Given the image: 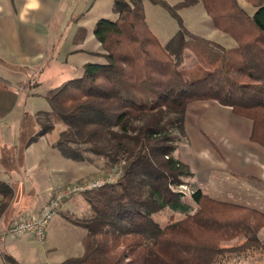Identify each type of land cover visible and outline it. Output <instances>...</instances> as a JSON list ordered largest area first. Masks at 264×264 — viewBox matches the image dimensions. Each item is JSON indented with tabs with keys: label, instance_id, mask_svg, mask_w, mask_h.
<instances>
[{
	"label": "trees",
	"instance_id": "16d2710c",
	"mask_svg": "<svg viewBox=\"0 0 264 264\" xmlns=\"http://www.w3.org/2000/svg\"><path fill=\"white\" fill-rule=\"evenodd\" d=\"M150 1L180 24L167 45L150 29L142 0H115L117 19L101 18L94 28L107 62H88L81 77L47 97L52 114L66 123L56 143L63 154L78 162L85 154L102 158L106 172L117 176L82 194L90 214L71 222L86 230L83 253L60 264H218L229 249L264 251L258 236L264 212L213 199L190 183L192 171L175 156L195 102L216 101L252 120L251 140L264 147V0H245L254 14L239 0ZM199 4L234 47L184 25L179 9ZM17 100L12 82L0 76V119ZM36 120L46 127L39 136L54 130L50 118ZM189 185L192 203L181 190ZM0 196L1 218L13 185L0 180ZM167 209L183 217L162 224L156 215ZM239 238L237 247L223 246Z\"/></svg>",
	"mask_w": 264,
	"mask_h": 264
},
{
	"label": "rangeland",
	"instance_id": "374dc122",
	"mask_svg": "<svg viewBox=\"0 0 264 264\" xmlns=\"http://www.w3.org/2000/svg\"><path fill=\"white\" fill-rule=\"evenodd\" d=\"M114 1L99 0L101 8H89L90 10L87 11L85 10L88 8H62L63 12L68 11L69 18L66 22V25H68L66 34L63 35V40L58 41L57 47L60 50L53 60L45 59L42 61L40 72L34 74L36 76L33 75L25 81L24 78L18 80L17 77L10 75L8 70L0 71L3 77L10 79L13 88L18 92V100L13 111L5 118L0 119V170L2 172L0 180L2 178L6 183L16 186L21 184L27 193L39 191L37 204L46 198V189L49 185L64 182L71 172L77 175L76 178L73 182L62 187L89 183L109 176L117 179L115 173L106 172V162L102 158L85 154L84 161L78 162L66 157L62 149L56 146L59 134L66 128V123L52 114L47 99L48 95L62 87L65 82L83 75V71L77 66L85 57L77 52L72 53V51L80 48L81 36H88L99 19H117L118 12ZM142 1L146 21L150 29L162 45H167L179 31V22L163 6L154 4L150 0ZM179 1L168 0L170 5H176ZM0 8H2L1 0ZM178 13L182 17L184 25L190 31L225 48H232L236 45L229 35L214 28L212 20L202 4L196 7L179 9ZM85 16H87L86 27H82L79 22ZM62 32H64L63 29L60 30V33ZM98 42L95 37L93 41L86 42V47L94 51ZM103 53L104 49L100 45L97 52L90 53L89 57L93 62L106 63L107 60L102 57ZM5 63L7 62L4 61ZM54 63H59V66L65 69H51V65ZM21 81H24V83L21 84ZM195 103L188 106L185 121L186 135L181 137L175 153V156L188 163L191 166L190 168L200 169V165L203 164L199 165L198 162L207 163L209 166L219 165V161L225 159L223 157L224 151H222V146L219 143L220 134L215 131L216 128L218 129L215 123L217 124L222 119L224 123L227 121L228 125L224 124V126L231 129L230 131L234 136L235 133L239 132V127L245 125L244 123L242 126L234 125V120H239V122L243 119L246 120L249 123L247 125L250 126V141L264 149L260 144L251 140L252 120L234 114L231 108L228 109L227 114H215L219 112L215 111L214 107L205 108L202 105L197 106ZM39 114L44 118H50V122L54 124V130L43 136H39V133L45 130L46 127L37 122L36 115ZM31 138L36 140L27 147V142ZM209 154L213 156H209ZM213 157L217 160L215 161ZM213 167L216 169V166ZM59 170L62 172H59ZM94 174L98 177H95ZM237 177L247 180V176L237 175ZM192 182L194 181L190 179L191 184H193ZM56 190L52 191L51 196ZM181 190L187 195L186 200L192 203L190 200V185ZM83 193L74 194L62 202L60 210L47 226L45 239L47 243L37 242L30 234L15 238L8 237L5 243L0 244V258L2 254H7L14 257L15 264H60L69 257L80 256L82 251L78 249L76 242L80 243L82 241L86 230L76 226L71 221L76 220L75 217L81 218L90 214V207L82 195ZM171 217L174 220H179L183 217V214L167 209L156 215V219L162 224L168 223ZM50 228L52 232L49 237L47 234ZM2 229H4V224L0 225V231ZM70 238L71 243L68 241ZM243 240V238H239L223 243V246L225 248L237 247ZM260 240L262 239L260 238ZM218 264H264V251L250 250L246 253H237L229 249L224 255V259Z\"/></svg>",
	"mask_w": 264,
	"mask_h": 264
},
{
	"label": "crops",
	"instance_id": "0c3cea01",
	"mask_svg": "<svg viewBox=\"0 0 264 264\" xmlns=\"http://www.w3.org/2000/svg\"><path fill=\"white\" fill-rule=\"evenodd\" d=\"M1 1L0 71L8 70L10 75L17 77L18 80L24 78L25 81L40 72L43 60H53L60 50L57 47L58 41L63 40V35L66 34V30L68 29L66 22L69 18L68 11L64 9L65 11L63 12L62 8H88L85 11L90 10L89 8H101L99 0ZM239 2L250 14H254L257 11L256 7L245 0H239ZM86 20L87 16L81 19L79 24L82 27H86ZM61 29L64 32L60 33ZM94 38L93 29V31L89 32L88 36H81L80 48L72 51V53L77 52L80 55H84L85 58L77 66L83 72L84 65L88 62H93L89 54L97 52V49L101 45L98 42L94 51L86 47V42L93 41ZM4 61L7 63L4 64ZM53 68L65 69L61 68L59 63L52 64L51 69ZM0 76L3 77L1 72ZM22 83L24 81H21ZM195 104L197 106L202 105L205 108L212 106L215 108V111L219 112L215 114H227L228 109H230L214 101L197 102ZM224 121L226 120L224 119ZM234 121V125L242 126L243 123L245 124L243 127H239V132L236 131L235 136L232 135L231 129L224 126V124L228 125L227 121L224 123L222 119L217 124L214 122L216 127H218L215 131L220 134L219 143L222 146V151H224L223 157L225 158L219 161V165L209 166L207 163L198 162L199 165H203H200L201 168L197 170L195 167L194 169L190 168L191 166L188 163L183 162L189 166L193 173L192 180L194 182L192 183L194 186L207 193L213 199L264 212V149L250 141V126L247 125L248 122L246 120H240L241 122L239 120ZM209 156L213 155L209 154ZM214 159L215 161L217 160L216 158ZM213 166H216V169ZM60 170L59 172H62ZM198 174L202 175L199 176ZM237 175L258 179L261 182V186L252 185L247 180L237 177ZM76 176L74 172H71L64 182L49 185L46 189V198L38 204L39 191L27 193L21 184L18 186L11 184L14 187V199L0 218V225L4 224V229L0 232L5 231L13 222L20 218L38 215L42 207L50 200L52 191L73 182ZM1 180L3 181L2 178ZM207 189L208 191H206ZM1 200L2 197L0 196ZM51 232L50 228L47 234L49 237L51 236ZM258 236L264 241V227L260 230ZM68 241L71 243V238ZM45 243H47L46 240L42 244ZM77 245L78 249L83 253L82 241L80 243L76 242ZM0 259V264L16 263V260L11 255L2 254Z\"/></svg>",
	"mask_w": 264,
	"mask_h": 264
},
{
	"label": "built area",
	"instance_id": "2783aa9c",
	"mask_svg": "<svg viewBox=\"0 0 264 264\" xmlns=\"http://www.w3.org/2000/svg\"><path fill=\"white\" fill-rule=\"evenodd\" d=\"M116 181L117 179L115 177L109 176L101 180L66 186L56 190L50 200L42 207L38 215L20 218L13 222L5 231L0 232V243L5 242L8 237H22L26 234H30L37 242L44 243L47 226L50 220L60 210L61 204L65 199L77 193L113 184Z\"/></svg>",
	"mask_w": 264,
	"mask_h": 264
}]
</instances>
